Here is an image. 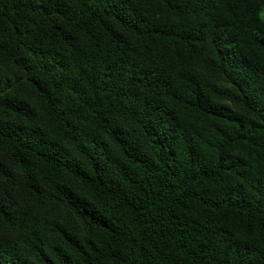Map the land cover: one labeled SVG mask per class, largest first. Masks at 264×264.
<instances>
[{"label":"trees","instance_id":"1","mask_svg":"<svg viewBox=\"0 0 264 264\" xmlns=\"http://www.w3.org/2000/svg\"><path fill=\"white\" fill-rule=\"evenodd\" d=\"M0 264H264V0H0Z\"/></svg>","mask_w":264,"mask_h":264}]
</instances>
